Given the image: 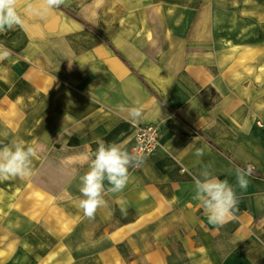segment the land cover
Wrapping results in <instances>:
<instances>
[{"label":"crops","instance_id":"0c3cea01","mask_svg":"<svg viewBox=\"0 0 264 264\" xmlns=\"http://www.w3.org/2000/svg\"><path fill=\"white\" fill-rule=\"evenodd\" d=\"M89 2L82 12L65 0L43 13L42 0H19L23 28L0 32L11 52L0 61V102L7 108L22 98L21 115L66 124L85 170L99 142L133 153L136 126L158 129L157 152L130 167L124 190L106 191L95 212L110 237L127 229L121 264H264V117L253 109L261 101L244 98L247 87L237 88L232 73L219 77L220 59L236 58L221 44L251 41L245 8L219 0ZM135 101L143 112L132 123ZM197 148L205 150L200 158ZM249 163L240 189L235 171ZM209 164L238 197L223 225L210 224L192 198V177Z\"/></svg>","mask_w":264,"mask_h":264},{"label":"rangeland","instance_id":"374dc122","mask_svg":"<svg viewBox=\"0 0 264 264\" xmlns=\"http://www.w3.org/2000/svg\"><path fill=\"white\" fill-rule=\"evenodd\" d=\"M89 1L68 0V5L71 11L82 12ZM220 1L236 3L241 12L245 8L243 13L245 19H251L252 36L247 43L221 44V51L236 58L220 59L219 77L225 80L228 74L230 77L233 74L237 88L247 87L244 98L261 101L253 109L264 117V0ZM213 67L217 65L214 63ZM235 93L242 92L237 89ZM4 94L1 90L0 96ZM13 94L10 91L11 97ZM17 99L7 108L4 101L0 102V146L9 144L13 138L23 139L37 149L38 157L33 161L34 172L30 177L0 181V264H121L125 238L122 234L127 229L110 237L106 222L102 224L95 218L97 213L94 218H88L79 208L80 176L87 170L81 163L84 157L74 155V138L69 140L68 130H61L66 124L37 122L33 121V115H21L23 99ZM4 110L8 111L7 115ZM139 126L148 125L136 126L133 153L139 157L155 154L158 149L150 154L138 152ZM69 141L71 149H68ZM109 246L114 248L113 252L101 250ZM105 254L112 257H101Z\"/></svg>","mask_w":264,"mask_h":264},{"label":"clouds","instance_id":"9594fccd","mask_svg":"<svg viewBox=\"0 0 264 264\" xmlns=\"http://www.w3.org/2000/svg\"><path fill=\"white\" fill-rule=\"evenodd\" d=\"M19 0H0V32L12 30L19 26L23 28L24 21L18 12ZM43 13L59 8L65 0H42ZM30 10H31V6ZM11 56L9 49L0 44V61ZM132 123L141 118L143 105L135 101L128 110ZM194 143V142H193ZM193 143L189 144L190 147ZM205 154L203 148H197L194 155L197 158ZM38 157L37 149L23 139L13 138L9 144L0 146V181L9 177L25 179L33 175V161ZM141 157L129 153L116 143L99 142L94 158L88 163V170L80 176L79 191L82 198L79 208L88 218H94L99 207L106 204L104 193H119L124 190L129 181V168L138 165ZM253 172V165L246 168H237L236 182L240 189L248 186L247 177ZM193 179V199L198 201L207 216L208 222L213 225H223L233 214L238 205L235 188L226 179H220L211 171V164L206 165L198 176ZM105 180L110 187L105 189Z\"/></svg>","mask_w":264,"mask_h":264},{"label":"built area","instance_id":"2783aa9c","mask_svg":"<svg viewBox=\"0 0 264 264\" xmlns=\"http://www.w3.org/2000/svg\"><path fill=\"white\" fill-rule=\"evenodd\" d=\"M159 131L153 126H139L137 132V150L143 153L155 152L160 143Z\"/></svg>","mask_w":264,"mask_h":264},{"label":"trees","instance_id":"16d2710c","mask_svg":"<svg viewBox=\"0 0 264 264\" xmlns=\"http://www.w3.org/2000/svg\"><path fill=\"white\" fill-rule=\"evenodd\" d=\"M211 142V141H210Z\"/></svg>","mask_w":264,"mask_h":264}]
</instances>
